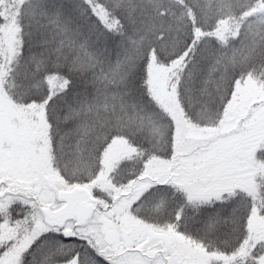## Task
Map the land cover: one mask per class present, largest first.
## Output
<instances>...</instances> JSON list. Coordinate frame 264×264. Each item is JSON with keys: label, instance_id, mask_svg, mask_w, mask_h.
<instances>
[{"label": "snow or ice", "instance_id": "obj_1", "mask_svg": "<svg viewBox=\"0 0 264 264\" xmlns=\"http://www.w3.org/2000/svg\"><path fill=\"white\" fill-rule=\"evenodd\" d=\"M0 264H264V0H0Z\"/></svg>", "mask_w": 264, "mask_h": 264}]
</instances>
